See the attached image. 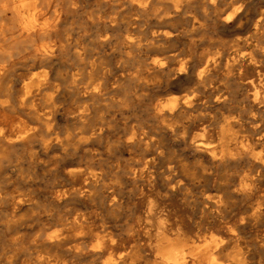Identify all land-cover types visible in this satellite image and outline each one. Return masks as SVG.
<instances>
[{
  "label": "bare ground",
  "instance_id": "bare-ground-1",
  "mask_svg": "<svg viewBox=\"0 0 264 264\" xmlns=\"http://www.w3.org/2000/svg\"><path fill=\"white\" fill-rule=\"evenodd\" d=\"M101 1L104 4L115 3L114 16L90 15L89 19L92 23H101L105 26L117 20L126 3L140 10H144L150 4V0ZM171 3H173L171 6L173 5L176 10L183 7L181 6L182 2L179 0ZM191 3L190 0H187L185 4L190 6ZM237 3L240 4L234 7ZM245 4V0L201 1L202 9L205 12L209 9L216 17L224 16L221 21L223 25L242 21L239 14ZM77 5L78 0H0V162L7 157L12 148L27 144L35 138L44 154H47L50 150H58L59 153L55 156L56 161H62L68 166L63 173L65 183L54 187L51 192V199L54 202L65 206L73 201H90L92 203L91 201L97 193L96 190L99 188L102 191V199L99 204L113 209L119 204L117 188L115 189L109 179L108 181L105 179L104 172L93 168L91 165L82 167L75 160H65L71 147L74 151H77L88 146L91 141L100 138L103 133L102 126H88L85 124L84 119L87 115V107L85 106L86 108L84 107L76 116L82 126L80 125L79 130H76L75 135L72 132L73 136L67 134L62 137L60 136L61 133H58L55 129L58 111L56 101L62 90L64 80L67 82V87L80 90L85 95L95 96L101 91V84L91 78L97 67L95 60L85 61L83 58L84 48L73 39L74 29L63 30L62 28L68 15L76 11ZM150 6L152 7V5ZM259 13L260 15L253 25L255 31L253 34L258 33L260 26L264 23V13H261V11ZM188 16L191 17L190 14ZM165 17L163 20L168 19V16ZM162 26L164 25L162 24ZM166 33L167 31L159 37L165 40L169 39L171 34ZM98 38L102 44L110 40V36L106 31L99 34ZM133 39L129 34H126L121 38L120 44L122 46L135 44ZM149 42L148 45L153 47L154 42ZM161 48L164 47L161 46ZM68 49H71L72 54L78 58V63L75 65L69 64V69L65 73L57 71L55 73V65L59 57ZM130 51L128 49V53ZM210 52L209 54L204 53L205 55L200 57L193 65L190 61H184L182 58L183 61L180 64L178 63L179 65L175 71L176 79H184L192 83L198 91L206 90V86L211 83L212 74L220 65V58L210 55ZM178 53L180 54V52ZM240 55L239 57H231L226 63L227 67L241 69L246 63L249 67L253 66L255 62L253 55L246 59L243 56L240 57ZM86 59H88L87 56ZM164 64L165 62L162 61L158 65L159 69L162 70ZM142 79L144 78L142 77ZM253 83L254 81H251V84ZM219 96L212 98V101H203L202 98L196 96V104L194 103L195 95L189 96L180 105L173 103L175 102L173 101L164 106L165 108L157 106L156 114L159 117H164V115L173 116L175 113L183 115L196 105H205L211 102L217 106L223 102L226 103L227 100L223 101ZM257 96L258 93L255 92V97L257 98ZM84 105L85 102L82 106ZM217 113L219 115V112ZM236 116L238 115L236 114ZM255 117V114L251 117L252 122L256 121ZM193 118L196 121L199 119L194 116ZM216 122L218 121L216 120ZM235 126L234 121L226 120L218 123L215 128L202 126L196 134H193L194 125L163 120L159 124L158 130L179 137V140L189 148L196 159L197 166L194 165L193 168H188V164L182 159H176L175 155H173L175 159L169 158L168 153L165 152L167 158L159 145L157 132L134 126L129 129L123 141L125 147L139 150L138 153L131 156L130 162L128 161L129 165L125 170L127 179L131 183L139 182L153 185L158 181L170 193L181 191L190 193L191 198L193 197L192 200H199L203 209L216 218L222 236L215 239L213 238L214 235L211 234L210 240H205L199 245L196 240L186 237L178 224L176 225L172 223V220L170 221L171 218L169 219V214L165 211V208L157 207L152 201H148L146 203L147 212L146 214H139L138 221L148 222L151 224L153 231L144 230L143 233L141 232L144 240V244L141 245L137 230L130 228L126 234H121L122 230L117 231L114 224L104 219L97 220L92 214H87L85 211L78 209L77 204H73L56 220L55 223L59 228L47 235V244L62 248L65 256L45 255L40 260L36 259L37 261L29 264H250L249 257L251 258L250 255L252 254H250L249 249H252L253 246L248 249L243 245L244 242L242 243L238 236V228L245 224L259 223L258 225L261 224L264 229V195L262 193L257 195L258 184L264 179V131L261 133L257 129L259 124H256V130L260 131L259 137H254L255 139L245 137V139H242L237 136ZM249 136H251L250 133ZM96 152L97 150L93 153ZM4 197L6 198V196ZM10 199L15 206L14 209L29 202V199L21 192L11 194ZM186 200L188 201V199ZM236 200L243 202V211L240 217L238 216V221H231L230 218L227 219V216L234 210ZM210 215H208L209 218ZM256 264H264V260Z\"/></svg>",
  "mask_w": 264,
  "mask_h": 264
},
{
  "label": "rangeland",
  "instance_id": "rangeland-1",
  "mask_svg": "<svg viewBox=\"0 0 264 264\" xmlns=\"http://www.w3.org/2000/svg\"><path fill=\"white\" fill-rule=\"evenodd\" d=\"M172 1L175 0H170V2L169 0H150V4L144 10L126 3L121 15L108 26L101 23H92L89 17L90 15L114 16L113 14L116 11L114 2L104 4L101 0H78L76 11L68 15L62 28L63 30L74 29L73 39L84 48L83 58L85 61L95 60L97 67L91 78L101 84V91L95 96L85 95L80 90L67 87V82L64 80L62 90L56 101L58 111L55 129L58 133H61L60 136L62 137L73 133L75 135L81 125L76 116L85 106L87 107H85L87 109V115L84 119L85 124L88 126L101 125L103 129L102 136L77 151H74L71 147L65 160H75L82 167L91 165L93 168L102 170L105 179L107 181L109 179L115 189L117 188L119 204L113 209L99 204L102 199V191L99 188L96 190L97 193L91 201L92 203L90 201H73L65 206L54 202L51 199V192L54 187L65 183L63 173L68 167L64 162L56 161L55 156L58 155L59 151L50 150L47 154H44L35 138L27 144L12 148L7 157L0 162V264H29L40 260L45 255L65 256L62 248L47 244V235L59 228L55 223L56 220L73 204H77L78 209L85 211L87 214H92L97 220L104 219L114 224L117 231L122 230L121 234H126L130 228L137 230L141 245L144 244L141 236L143 231H153L151 224L138 221L139 214H146V203L148 201H152L157 207L165 208V211L169 214V219L171 218L170 221L172 220V223L178 224L185 236L196 240L199 245L205 240H210L212 235L215 239L222 236L216 218L203 209L199 200H192L193 197L191 198L190 193L185 191L170 193L158 181L153 185L139 182L131 183L127 179L125 170L129 165L131 156L138 153L139 150L125 147L123 141L129 129L134 126L157 132L159 145L164 154L165 152L168 153L167 156L172 159H182L188 164V168H193L197 166L196 159L189 148L179 140V137L158 130V126L163 120L194 125L193 134H196L202 126L215 128L218 123L229 120L234 121L236 124L235 132L239 138L259 137V132L264 131V30L262 31L264 23L256 34H253L255 33L253 25L260 15L259 12L264 13V0H245V7L241 9L239 14L242 21L228 25L222 24L223 15L216 17L209 9V12H205L201 6L202 0H190L192 2L190 6L185 4L187 0H179L182 2L181 6L183 7L178 10L174 9L173 5L171 6ZM239 4L237 3L234 7ZM245 9L248 13L245 12ZM189 14L191 17L188 16ZM127 15L128 17H126ZM165 16H168L167 20H163V18H166ZM194 17L196 19H193ZM200 22L202 23L200 24ZM105 31L110 36V40L102 44L99 42L98 35ZM165 31H167L166 34H171V37L167 40L159 37ZM185 33L186 35H184ZM126 34H129L132 39L134 38L133 43L135 44L128 46L120 44L121 38ZM147 41H153L154 46L148 45L150 42ZM161 46L164 48H161ZM128 49L131 50L130 54ZM209 51H211L210 55L220 58V65L212 74L210 86L207 85L206 90L198 91L192 83L184 79H176V68L183 59L184 61H190L193 65L200 57L209 54ZM177 52H180V54H177ZM72 53V50L68 49L59 57L55 65V73H65L69 69V64L75 65L78 63V58ZM172 54H174L173 57ZM218 54L220 55L218 56ZM239 55L245 57V59L253 55L255 58L253 66L249 67L246 63L241 69L227 67V61L231 57H239ZM86 56L88 59H86ZM162 61L165 64L161 70L158 65ZM251 81H254V83L251 84ZM215 86L217 87L215 88ZM255 92L258 93L257 98ZM193 95H195V104L197 103L196 96L202 98L203 101H212V98L220 95L219 97L223 101H227L217 106L211 102L205 104L206 106L196 105L192 108L193 110L190 109L183 115L175 113L176 115L173 116L164 115V117H159L156 114L158 107H164L173 101H175L173 103L180 105L186 98ZM92 98L93 100H91ZM84 102L85 105L82 106ZM217 112H219V115ZM254 114L256 121L252 122L251 117ZM193 116L196 119L199 118L198 122ZM180 119L181 121H179ZM253 123L254 125H252ZM256 124H259L258 128ZM249 133L251 136H249ZM160 135L162 136L160 137ZM215 135L217 134L215 133ZM95 150L98 153H93ZM84 152H87V154ZM173 155H175V158ZM99 157L102 160L98 159ZM263 183L264 179L258 184L257 195H261V193L264 195ZM138 188L139 190H137ZM15 192L25 194L30 203L22 204L14 209L15 206L10 198L11 194ZM235 202L234 210L227 216V219L230 218L231 221H238L243 211V202L240 200ZM258 224L250 223L238 228V236L241 239L240 241L244 242L243 245L248 249L253 246L252 249H249L250 254H252L250 255L251 258L249 257L250 264H256L264 260V229L261 224Z\"/></svg>",
  "mask_w": 264,
  "mask_h": 264
}]
</instances>
